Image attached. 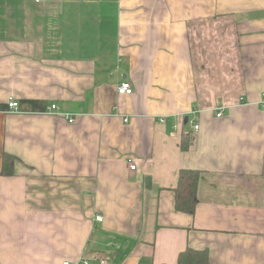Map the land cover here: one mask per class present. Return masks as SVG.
Returning a JSON list of instances; mask_svg holds the SVG:
<instances>
[{"label": "crops", "instance_id": "crops-1", "mask_svg": "<svg viewBox=\"0 0 264 264\" xmlns=\"http://www.w3.org/2000/svg\"><path fill=\"white\" fill-rule=\"evenodd\" d=\"M188 248L264 264V0H0V264Z\"/></svg>", "mask_w": 264, "mask_h": 264}, {"label": "trees", "instance_id": "trees-1", "mask_svg": "<svg viewBox=\"0 0 264 264\" xmlns=\"http://www.w3.org/2000/svg\"><path fill=\"white\" fill-rule=\"evenodd\" d=\"M185 146L187 144L183 145V147ZM13 162V156L8 153L3 154L4 174L7 172V169L12 171ZM199 181V171L192 169H182L180 171L178 184L174 189L176 210L188 214L195 213L198 205ZM178 264H210L209 251L207 249L197 250L188 248L179 254Z\"/></svg>", "mask_w": 264, "mask_h": 264}, {"label": "built area", "instance_id": "built-area-1", "mask_svg": "<svg viewBox=\"0 0 264 264\" xmlns=\"http://www.w3.org/2000/svg\"><path fill=\"white\" fill-rule=\"evenodd\" d=\"M118 93L119 94H130L133 91V87L130 81L124 80L122 81L119 85H118ZM9 107L12 109H17L19 106L18 101L11 99L8 103ZM50 111L51 113H55V114H60V115H64L66 116V118L68 119V121L70 123H73L75 121V118L72 115H68V114H62L58 111V106L57 104L53 103L50 106ZM222 115V111H218L217 112V116L220 117ZM128 119H125V121H127ZM199 125L195 124L194 125V129H198ZM129 164H130V168L131 169H135L136 168V164L133 163L132 160H128ZM97 221H102L103 217L101 215H97L96 217ZM110 259V256L107 255H96L94 258L92 259H86V258H82L80 259V261L76 262V263H70L69 261H65L64 264H93L94 261H98L100 262V264H107L108 261Z\"/></svg>", "mask_w": 264, "mask_h": 264}]
</instances>
